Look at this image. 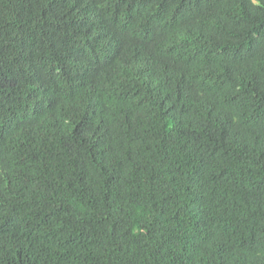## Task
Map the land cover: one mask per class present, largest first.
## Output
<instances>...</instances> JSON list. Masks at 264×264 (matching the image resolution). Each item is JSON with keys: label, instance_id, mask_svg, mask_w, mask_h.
<instances>
[{"label": "trees", "instance_id": "16d2710c", "mask_svg": "<svg viewBox=\"0 0 264 264\" xmlns=\"http://www.w3.org/2000/svg\"><path fill=\"white\" fill-rule=\"evenodd\" d=\"M0 264H264V0H0Z\"/></svg>", "mask_w": 264, "mask_h": 264}]
</instances>
